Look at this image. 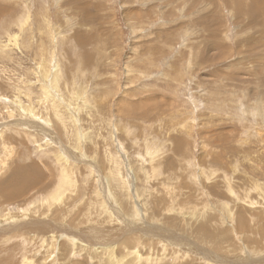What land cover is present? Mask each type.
<instances>
[{
  "label": "rangeland",
  "instance_id": "374dc122",
  "mask_svg": "<svg viewBox=\"0 0 264 264\" xmlns=\"http://www.w3.org/2000/svg\"><path fill=\"white\" fill-rule=\"evenodd\" d=\"M258 7L264 0H0V264H111L110 252L77 244L88 239L115 244L118 264H264V16L236 11ZM11 32L20 45L7 43ZM56 62L60 117L38 102ZM25 85L21 101L38 114L9 115ZM79 129L89 138L63 190L75 197L46 212L53 141L73 151ZM150 225L153 237L140 231Z\"/></svg>",
  "mask_w": 264,
  "mask_h": 264
},
{
  "label": "bare ground",
  "instance_id": "6f19581e",
  "mask_svg": "<svg viewBox=\"0 0 264 264\" xmlns=\"http://www.w3.org/2000/svg\"><path fill=\"white\" fill-rule=\"evenodd\" d=\"M252 1L254 2V4H255V2H257L258 0H250V3H252ZM246 2V1H245ZM237 3H239V1L237 2ZM248 3V2H247ZM258 5V4H257ZM250 7V6H249ZM260 7V6H259ZM257 8V9H255V8H250L249 10H247V11H243V9L241 10V9H236V11L237 12H240V13H238V17H240L242 14H244L245 15V13L247 12V15L250 17V18H254L255 19V17L256 18H258L259 16H264V8L263 7H261V8ZM246 8V7H245ZM248 9V8H247ZM252 9H254L255 11H252ZM27 16V15H26ZM27 18H28V16L26 17V19H25V22L23 23V24H21V26L20 27H23L25 24H27ZM250 20V19H249ZM21 23V22H20ZM20 25V24H19ZM21 29V28H20ZM49 29V28H48ZM24 30V29H23ZM12 33V32H11ZM8 39L9 40H7V43L8 44H15L16 46H18V45H20V43H22V42H19V40H20V35L19 34H17V33H12V34H8ZM48 39V38H47ZM52 40V39H51ZM21 41V40H20ZM25 43V42H24ZM8 44H6L5 46H7ZM50 55H51V52H50V54H49V57H50ZM48 61V60H47ZM55 61V60H54ZM60 66V65H59ZM59 66H58V62H56V63H54L53 64V68H49L47 71H43L42 73H41V76H42V80L41 81H39L40 82V86H41V90L43 91L42 93H43V95H42V98L41 99H39V101L38 102H46L47 100H49V103L51 102V104L53 105V110H54V112L56 113L55 115L57 116V117H60V114L62 113L63 115H65V109H64V107L63 106H61L62 105V103H64V102H62L60 99V101L58 100V98L56 99V96L57 95H59L58 93V89L60 88L59 87V83H58V75L60 74V68H59ZM52 69V70H51ZM52 71V72H51ZM47 81V84L45 83ZM61 86H63V85H61ZM30 88V87H29ZM29 88H27L26 87V85H25V88H20L18 91H17V93H19V94H16L15 95V102L14 103H7V105H6V102H5V105L6 106H8V107H6V110L5 111H7L8 113H9V115L10 114H12V113H14V112H16V110H17V108L21 111V113L19 112V116L21 117V118H23L24 117V115L22 114V112L23 113H25V114H29L30 113V115H34V116H36V114H38V110L35 108V104L34 103H31L29 100H28V103H24V102H22L21 100V98H22V95H26L27 96V94H29ZM61 88H63V87H61ZM32 89V88H31ZM17 90V89H16ZM64 90V89H63ZM72 90V89H71ZM74 90V89H73ZM67 91H69V89H67ZM53 92V93H52ZM82 92H83V87H82V89L79 87V88H77L76 90H75V93H74V95L75 96H77V98H78V95H82ZM73 93V92H72ZM85 94V93H84ZM59 97V96H58ZM62 97V96H61ZM63 98V97H62ZM28 99H30V97L28 96ZM80 99V97L77 99V100H79ZM82 99V101H81V105L83 104L84 106H86L85 104H86V98H81ZM68 100V99H67ZM64 101V100H63ZM47 103V102H46ZM69 103V102H68ZM88 103V102H87ZM34 104V105H33ZM40 104V103H39ZM73 104V103H72ZM79 104V103H78ZM11 105H13L12 107H10ZM52 105H50V106H52ZM91 105V104H90ZM89 105V106H90ZM49 106V105H48ZM75 106V105H74ZM40 107H41V105H40ZM44 107V106H43ZM68 107H69V105H68ZM76 107H78V106H76ZM90 107H92V106H90ZM70 108V107H69ZM69 108L67 109V110H69ZM72 108V107H71ZM70 108V110H72ZM79 108V107H78ZM74 109V108H73ZM75 109H77V108H75ZM79 110V109H78ZM89 110V109H88ZM88 110H86L85 111V115H90V112H88ZM89 111H91V110H89ZM50 112V111H49ZM59 112V113H58ZM76 113H77V110H76ZM71 114V113H70ZM92 114V113H91ZM95 114V113H94ZM67 115V114H66ZM46 116V115H45ZM70 116H72V115H70ZM51 117V115L49 114L47 117H45L46 118V120H47V122H49L50 124H52L53 125V119L52 118H50ZM24 118H26V117H24ZM66 119V118H65ZM74 119V118H73ZM28 120V119H27ZM61 120V119H60ZM75 120V119H74ZM58 121H59V119H58ZM64 121V120H63ZM93 121V120H92ZM16 123V124H20V125H22V123H24L25 121L23 120V119H21V120H11L10 122H8V123ZM31 122V121H30ZM19 125V126H20ZM28 125H31L32 126V128L35 130V131H37L38 132V130H40L42 133H46V132H49V130H50V128L49 127H46V126H43V124L42 123H38V122H36V121H34L33 120V122H31V123H28ZM17 126V125H16ZM73 126H76V121L74 122V125ZM122 126V125H121ZM29 128V127H28ZM64 129H65V127H64ZM78 130V129H77ZM0 131H1V133H3V134H1L2 136L3 135H5L4 134V131L2 130V129H0ZM78 134H79V137H78ZM49 135V134H48ZM5 137V136H4ZM41 137V136H40ZM69 137V136H68ZM72 138H73V140L71 141V139H70V142L71 143H73V145L75 146V150H73L72 151V149H70V147L69 146H66V145H64L63 143H61V144H57V141H53V143L54 144H56V148H55V150H53V151H51L52 152V157H53V162L55 163V165H56V167H58L57 168V181L56 182H54L55 184H53L54 186H52V188H54L55 190H53L52 188H51V192L46 196V197H44L43 196V200H40L39 201V204H38V208H41V209H44L46 212L48 211H50L51 210V212H52V210L53 211H55V210H57L56 208H57V205L58 204H62V203H65V201L67 200L68 202H69V199H68V197L69 198H71V197H73V199H74V197L75 196H73L72 194V196H68V194H69V192L70 191H68V192H66V193H64L63 192V190L65 189V185L67 184V186L69 187V189H71L75 184H76V182H75V180H74V176H72V174L74 173V172H77L78 171V167H76V163L75 162H77V161H80V159H82L83 157H84V155H81V154H78L77 152H78V150L79 149H81L82 148V145H83V140L81 139V137H86V138H89L88 137V135L87 134H84V133H81L80 132V129H79V132H77V131H75V133H74V135L73 136H71ZM104 138V137H103ZM49 139V138H48ZM55 140V139H54ZM68 140V139H67ZM69 142V143H70ZM80 142H82V145H80ZM47 143V142H46ZM60 143V142H59ZM52 144V143H51ZM63 144V145H62ZM50 145V144H49ZM51 146V145H50ZM97 148V147H96ZM31 149V148H30ZM47 151H50V150H48V149H46ZM40 151H41V149H40ZM44 151V150H43ZM42 151V152H43ZM75 151V152H74ZM47 154V153H46ZM49 158L51 159V156H49ZM47 159V158H46ZM75 162H74V161ZM35 161V160H34ZM110 161V160H109ZM112 163V162H111ZM113 163H115V162H113ZM119 163V162H118ZM120 164V163H119ZM99 165V164H98ZM112 165V164H111ZM37 166V165H36ZM94 166V165H93ZM93 166H90V167H93ZM114 166V165H113ZM35 167V166H34ZM33 167V169H32V167H31V170H34L35 168ZM44 167V166H43ZM115 167V166H114ZM117 167V166H116ZM132 167V166H131ZM46 168V167H45ZM118 168V167H117ZM20 169V168H19ZM42 168H40V170H41ZM48 169V168H47ZM50 169V168H49ZM112 169V168H111ZM119 169V168H118ZM22 170V169H21ZM40 170H38V172H40ZM46 170V169H45ZM112 170H114V169H112ZM116 170V169H115ZM136 170V169H135ZM22 171H24V170H22ZM44 171V170H43ZM54 171V170H53ZM25 172V171H24ZM45 172V171H44ZM107 172H111V171H107ZM116 172V171H115ZM30 172H28L27 174L28 175H30L29 174ZM35 173H37V172H35ZM81 173V172H80ZM153 173V172H152ZM51 174H52V172H51ZM46 175V174H45ZM40 176H42V175H40ZM44 176V175H43ZM46 176H48V175H46ZM45 176V177H46ZM106 176V178H107V181H109V179H110V177L108 176V175H105ZM118 176H120V175H118ZM55 177V176H54ZM29 178V177H28ZM48 178V177H47ZM104 178V177H103ZM120 178V177H119ZM137 178V177H136ZM14 179V178H13ZM26 179V178H25ZM24 179V180H25ZM30 179V178H29ZM54 179V178H53ZM7 180V179H6ZM47 180V179H46ZM52 180V179H51ZM51 180H49V182L51 181ZM55 180V179H54ZM106 180V179H105ZM11 181H12V179H11ZM45 181V180H44ZM100 181V180H99ZM25 182V181H24ZM43 182V181H42ZM41 181L39 182V184H41L42 183ZM49 182H47V183H49ZM52 182V181H51ZM50 182V183H51ZM4 183H8V185H9V182L7 181H4ZM53 183V182H52ZM51 183V184H52ZM100 183V185L103 187V184H104V180L103 179H101V181L99 182ZM123 183V182H122ZM10 184H11V182H10ZM50 184V185H51ZM108 184V183H107ZM6 186H7V184H6ZM39 186H41V185H39ZM38 186V187H39ZM93 186V185H92ZM35 187V186H34ZM101 188V187H100ZM32 189V188H31ZM30 189V190H31ZM37 190V189H36ZM41 190H43V189H41ZM73 191V190H72ZM106 191V190H105ZM125 191V190H124ZM36 192V191H35ZM74 192H75V190H74ZM104 192V191H103ZM36 194V193H35ZM74 194V193H73ZM77 194V193H76ZM104 194V193H103ZM77 196V195H76ZM26 198V197H25ZM99 198V197H98ZM45 200V201H44ZM66 201V202H67ZM71 201V200H70ZM5 202V201H4ZM7 203V202H6ZM5 203V204H6ZM60 204V205H61ZM70 204V203H69ZM96 204V203H95ZM102 204H103V202H102ZM104 205V204H103ZM5 206V205H4ZM71 206H72V204H71ZM92 206V205H91ZM106 206V205H105ZM246 210V209H245ZM107 211V210H106ZM109 211V210H108ZM226 211H230V210H226ZM180 213V212H179ZM178 214V213H177ZM230 214H232L231 212H230ZM182 215V214H181ZM73 216V215H72ZM200 216V215H199ZM240 217H241V215H240ZM239 217V218H240ZM131 218V217H130ZM210 218V217H209ZM232 218V217H231ZM124 219V218H123ZM212 219V218H211ZM227 219H228V216H227ZM242 219V218H241ZM128 220V219H127ZM243 220H245V219H243ZM124 221V220H123ZM238 221H240V220H238ZM246 221V220H245ZM119 222V221H118ZM125 222V221H124ZM133 222H135V221H133ZM156 223V222H155ZM245 223V222H244ZM114 224H116V223H114ZM131 224V223H130ZM133 224V223H132ZM126 225V224H125ZM153 225V224H152ZM152 225H150V226H145V228L143 229V231L142 230H140L141 232H143V233H146V234H148V235H150V236H152L153 237V235L154 234H157V231L158 230H156V228H155V230H153V229H150V231H148V229H149V227H151L152 228ZM200 225L202 226V227H206V224L205 223H200ZM155 227V226H154ZM157 227V226H156ZM162 228V227H161ZM160 228V229H161ZM163 229V228H162ZM139 229H137V231H138ZM155 231V232H154ZM161 232V231H160ZM208 232H209V234L211 235V236H214V234H215V229L214 228H209L208 229ZM165 233V232H164ZM56 234L57 233H52V234H50V238H53V237H55L56 236ZM79 234V233H78ZM162 234V233H161ZM181 234V233H180ZM165 235V234H164ZM164 235H162L163 236V239H167V240H169V241H171L172 240V242H176V241H180L181 243L184 241V243L186 242L184 239H186L185 237H184V239H180V238H170L171 236L170 235H168V236H164ZM159 236H160V234H159ZM170 236V237H169ZM73 237V236H72ZM76 238V237H75ZM85 238H86V236H85ZM152 239V238H151ZM188 239V238H187ZM93 240H95V239H88L87 241H78L77 242V244H84L85 245V247L86 248H88L89 250L91 249L95 254H97L98 252H101V251H106V252H110L109 254V256L106 258L107 260H110V262H111V264H112V261H115V263L114 264H118V261H116V259H115V251H117L118 249H117V246H115V244H112V245H110L111 244V241H110V244L109 243H104L103 241H97V243L99 244V245H93L92 244V242H93ZM179 242V243H180ZM196 242V241H195ZM180 243V244H181ZM182 245V244H181ZM200 245V244H199ZM196 247V246H195ZM203 247V246H202ZM196 249H198V248H196ZM196 251V250H195ZM193 252V251H192ZM204 252H207L206 250L204 251ZM201 253V252H200ZM103 254V253H102ZM210 254V253H209ZM122 255V254H121ZM197 255V254H196ZM203 255H205V254H203ZM213 255V254H212ZM97 256H100L99 254H97ZM124 256V255H123ZM193 256V255H192ZM207 256H208V254H207ZM222 256V255H221ZM218 257V255H216L215 256V258H213V257H211L213 260H218V261H220V262H222V263H225L226 261H228V259L226 258V257ZM120 257V256H119ZM125 257V256H124ZM205 257H206V255H205ZM209 257V256H208ZM207 257V258H208ZM122 258V257H121ZM206 258V259H207ZM119 260V259H118ZM120 260H122L123 261V259H120ZM125 260V259H124ZM125 262V261H124ZM212 264V263H211ZM227 264V263H226Z\"/></svg>",
  "mask_w": 264,
  "mask_h": 264
}]
</instances>
